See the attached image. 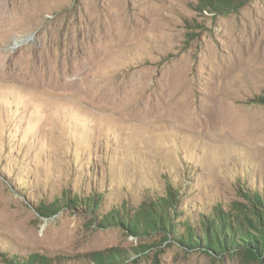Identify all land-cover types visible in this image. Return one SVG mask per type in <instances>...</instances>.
Here are the masks:
<instances>
[{
    "label": "rangeland",
    "instance_id": "1",
    "mask_svg": "<svg viewBox=\"0 0 264 264\" xmlns=\"http://www.w3.org/2000/svg\"><path fill=\"white\" fill-rule=\"evenodd\" d=\"M15 1L0 264H264V0Z\"/></svg>",
    "mask_w": 264,
    "mask_h": 264
},
{
    "label": "trees",
    "instance_id": "2",
    "mask_svg": "<svg viewBox=\"0 0 264 264\" xmlns=\"http://www.w3.org/2000/svg\"><path fill=\"white\" fill-rule=\"evenodd\" d=\"M227 235L232 237V231L229 234H227ZM207 241H208L207 243H209V239H207ZM252 241H256V239L253 238ZM207 247H210V245L208 244Z\"/></svg>",
    "mask_w": 264,
    "mask_h": 264
},
{
    "label": "bare ground",
    "instance_id": "3",
    "mask_svg": "<svg viewBox=\"0 0 264 264\" xmlns=\"http://www.w3.org/2000/svg\"><path fill=\"white\" fill-rule=\"evenodd\" d=\"M25 1H26V0H16L15 2H18V5H20V4L22 5L23 3H20V2H24V3H25ZM13 5H14V4H13ZM18 5H17V6H18ZM21 5H20V6H21Z\"/></svg>",
    "mask_w": 264,
    "mask_h": 264
}]
</instances>
